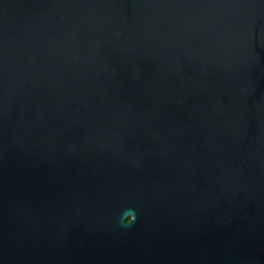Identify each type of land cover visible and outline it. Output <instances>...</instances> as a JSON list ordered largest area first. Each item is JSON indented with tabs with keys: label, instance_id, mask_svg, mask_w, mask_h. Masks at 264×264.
<instances>
[{
	"label": "water",
	"instance_id": "95a60500",
	"mask_svg": "<svg viewBox=\"0 0 264 264\" xmlns=\"http://www.w3.org/2000/svg\"><path fill=\"white\" fill-rule=\"evenodd\" d=\"M0 264H264V0H0Z\"/></svg>",
	"mask_w": 264,
	"mask_h": 264
},
{
	"label": "clouds",
	"instance_id": "9594fccd",
	"mask_svg": "<svg viewBox=\"0 0 264 264\" xmlns=\"http://www.w3.org/2000/svg\"><path fill=\"white\" fill-rule=\"evenodd\" d=\"M134 217L129 215L128 218L124 221L125 225H130L133 222Z\"/></svg>",
	"mask_w": 264,
	"mask_h": 264
}]
</instances>
